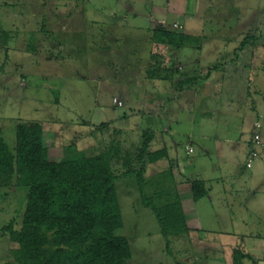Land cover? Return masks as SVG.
Segmentation results:
<instances>
[{"label": "rangeland", "instance_id": "374dc122", "mask_svg": "<svg viewBox=\"0 0 264 264\" xmlns=\"http://www.w3.org/2000/svg\"><path fill=\"white\" fill-rule=\"evenodd\" d=\"M12 1L29 2V0H0V8L10 12L11 6L7 4ZM34 1L36 8L29 9L30 12L35 14L37 22L42 19L47 20L43 24L46 36L41 37L40 50H53L57 58L61 54L59 51H62L68 58H65V61L68 60L69 65L62 70L61 78L49 82L40 80L37 77L39 74L36 73L37 75L28 80L29 88L16 87L18 82L14 84L9 82L4 87L2 85L4 83H0V129L6 143L12 150L15 149V131L19 121L40 124L51 121L54 130L53 133L47 132V142L49 149H52L50 157L53 160H62L65 155V146L57 141H62L67 146L76 145L78 150L84 146L88 157L89 154L97 156L106 151L112 150L113 154L114 151H119V160L114 158L112 161L116 175L129 171L124 167L125 162L131 165L129 169L132 171L145 170L146 181L142 186L137 182L136 176L116 183L123 216V229L120 235L129 240L132 252L131 264H214L215 259H219L221 255L218 252L206 254L205 247L198 248L195 242L190 243L195 238L192 239L189 234L177 237L173 233L170 237H166L158 219L145 206L142 197L145 196L149 203L158 208L177 201L178 176L179 173L184 174L176 164V147H179V159L186 164H195L196 171L201 172L204 166L202 164L208 158L203 150L206 146L214 150L217 145L216 138H222V133H219L218 127L216 128L217 124L226 123L235 126L227 136L230 139H241L240 134L244 132V139L250 136L247 131L248 115L245 114V117L238 111L240 109L244 111L247 107L252 110L253 105L256 107L258 102H264V0ZM151 20H154L153 31L159 26H164L171 31L204 40L198 45L202 47V52L197 49L198 47L182 49L179 53L181 63L187 64L188 60L195 62V59L201 57L202 61L210 59L209 62L217 63L226 60L225 56L234 52L237 53V57L229 55L228 58L240 60L241 71H244L239 72L238 83H234L227 73L225 88L219 90L213 87L212 98L206 99L204 104H180L183 107L180 108L181 111H190L195 116L197 125L194 129L187 127L186 121L181 118L184 126L180 127L178 134L168 136L169 129L166 130L167 132L162 129L160 119L144 120L143 130L150 129L157 134L151 144V151L156 153L163 148L170 151V158H165L158 164L149 163L146 169L137 161V149L143 140L142 133L125 130L130 125L129 118L123 119L122 116L124 117L130 107L121 108L123 105L119 106V103L123 104V99L131 95L128 92L131 90L129 83L138 80L139 74L134 72L136 66H150L156 61L153 58L155 55L161 56L162 61L163 56H170L165 55L166 52L163 53L166 47L148 43L145 39L152 32ZM77 23L81 24V29L78 28ZM62 25L65 32L61 33ZM38 26L41 24H36V28ZM130 28L136 33L129 30ZM67 37H69L68 41H65ZM124 37H132L135 41H123ZM66 42L68 48L65 46ZM35 48L39 51L37 45ZM242 51L244 55L241 54ZM218 52H222L223 56H218ZM256 52L257 57L252 55ZM167 64L168 61L161 62L160 65ZM182 65L179 64V68ZM127 66L130 69H126ZM155 71L151 69L148 73L155 77ZM148 73L146 72V75ZM151 86L155 87L154 84ZM115 96L117 99H113ZM133 96H135L134 92ZM113 102L117 107H113ZM176 107H179V103L172 104V108ZM133 109L144 111L150 109V106L145 107L141 104L134 106ZM151 113L147 116L157 114L155 111ZM168 113L171 114L166 112ZM117 115L121 117L119 120H115ZM211 117L214 121H211ZM101 121L108 124L109 121L117 123L113 124L110 132L92 127ZM260 123L263 125L262 122ZM175 126H171L172 132L177 131ZM131 128L139 131L140 124L137 122ZM237 128L239 131L235 130ZM115 131H120L119 133L122 134H115ZM189 135L192 137L189 138ZM196 135L200 136V140ZM223 138L225 139L226 136L224 135ZM91 144L93 149L89 147ZM76 147L72 148L75 150ZM191 148L195 153L188 156ZM197 159L201 161L195 162ZM209 161L218 165L216 154L211 153ZM243 166L244 161L241 162V169ZM214 191L216 192V188ZM215 196L217 200L209 209V217L205 216L203 210L199 211L198 218L202 225L205 226L207 223L209 227L215 226L217 221L216 229L219 230L221 227L224 231L237 229L244 235L246 230L252 231L256 227L264 239V216L243 214L238 210L230 214L223 207L226 203L225 193L221 195L217 192ZM255 204H257L256 200L253 206ZM25 207L26 200L24 194L16 189V179L9 188L0 189V264H12L10 253L16 247L2 230L12 223L19 229ZM232 214L233 216H230ZM234 220L239 223L243 221L249 228L246 229L244 225H234ZM208 236L210 239L207 242L218 240L216 234L212 235V238L210 234ZM207 242L205 246L209 248ZM256 247L250 248L249 252L258 264H264V250L259 246ZM240 251L244 252L243 249ZM204 254L209 255L208 263L203 259Z\"/></svg>", "mask_w": 264, "mask_h": 264}, {"label": "crops", "instance_id": "0c3cea01", "mask_svg": "<svg viewBox=\"0 0 264 264\" xmlns=\"http://www.w3.org/2000/svg\"><path fill=\"white\" fill-rule=\"evenodd\" d=\"M29 2L12 1L11 3L7 4L11 6L10 12H7L0 8V83H4L2 84L3 87L6 86L9 82L13 84L18 82V84L15 85L16 87L18 86V88H29L28 80L32 76L37 75L36 73L39 74V76L37 75V77H39V79L42 81L49 82L50 80L59 79L62 77V70L64 68H68L69 65L68 60L67 62L65 61V58L67 57L64 56V53H62V51H59L61 54L60 57L57 58L55 57V52H53V50H40L42 48L40 45L42 40L41 37L46 36L44 34L45 28L43 27V24L46 23L47 20L42 19L37 22L35 14L31 13L29 10H34L36 8V3L34 0H29ZM153 21L154 20H151L152 32L147 38H145L148 43H153L152 37L153 32L155 31H153L152 29ZM36 24H41V26H38L36 28ZM77 26L78 28H80L81 24L77 23ZM60 28H62L63 30H60L61 33L65 32L64 25H62ZM129 30L134 31L131 28ZM75 32H77V30ZM134 33L136 32L134 31ZM65 36L66 34H64V37ZM68 38L69 37H67L65 41H68ZM123 41L132 42L135 40H133L132 37H124ZM36 45L38 46L39 51L36 50ZM65 46L67 48L69 47L67 42ZM197 49L202 52V47H198ZM181 50L166 47L165 49H163V53L166 52L165 55L169 54L170 56H163V61L161 56L155 55L153 58L156 61L151 63L150 66H136V68L134 69V72L139 74L138 80H134L132 84L129 83V89L131 90H129L128 92L131 95H128L129 97H125L123 99V107L121 108H125L126 106H128L130 107V109L129 111L125 112L124 117L122 116V118H129V124L131 126L138 122L140 124V128L139 131H137V129H132L129 125L125 129L127 132L136 131L142 133V137H144V134H146L147 132H150L153 134L154 140L157 135L155 131L150 129L143 130L144 123L149 118L160 119L159 121L161 123L160 125L162 126V129L164 128V131L169 129L168 132L166 131L168 136L178 134V130L181 129L180 127L184 126L182 125L183 121L181 120V118L186 121L187 127H191L192 129H194L195 125H197L195 116H193L190 111H181L183 107L180 104H204L206 99L212 98L213 93L211 90L213 87H217L219 88V90H223L225 88L224 84L226 82L225 79L227 77V73L230 74L229 78H231L234 83H238V81H240L238 74L244 71H241V61L229 59L228 56L230 54H225V58L227 57V59L217 61V63L209 62L210 59L209 61H202L203 59L201 57L200 59H195V62H193L194 60H188V63L184 64L181 63L179 58V53ZM160 51L162 52V50ZM241 54L244 55V51H242ZM151 55L152 54H150V56ZM252 55L257 57L258 53L256 52ZM218 56L222 57L223 53L218 52ZM230 56L237 57V53L231 52ZM150 61H152V59ZM166 61H168L167 65H160L161 62ZM179 64L183 65L179 68ZM128 68L129 67L127 66L126 69ZM151 69L156 70L155 77L148 73L149 70L151 72ZM146 72L148 73V75H146ZM152 84L155 85L154 88L151 86ZM236 85L239 86L238 84ZM237 86L236 88H238ZM132 91L134 92L135 96H133ZM235 91L237 90L235 89ZM136 93L137 96L139 95L138 97L136 96ZM124 94L126 96L127 92L125 91ZM183 97L185 100L183 99ZM119 98L120 97H118V100ZM113 99H117V97L115 96L113 97ZM177 103H179V107L172 108V104ZM141 104L145 107L149 105L150 109H145L144 111L137 109L132 110L134 106H138ZM233 105H235V103H233ZM113 107H117L115 106L114 102ZM252 107V110L249 107L244 109L246 113L241 109L239 111L237 110L240 115L243 114V116L245 117L246 115H248L246 117V119L248 118L247 131L249 132L248 134H250V136L247 137V139H244L245 132L240 134L241 139H230L227 136L231 134V130H233L235 126L226 123L217 124L216 128L218 127L219 133H222V138L217 139L215 137L217 145L214 147V150L209 149L208 146H206V149L203 150L208 155V158L206 159L207 161L203 162L202 165L204 166L201 172L196 171L195 164H186V162L181 161L179 159V147H176V164L177 167H179L180 171L184 174L181 175L179 173L178 176L177 184L179 192L177 193L176 199L181 204L184 216L186 218L188 234L192 239L195 238V240H191L190 243L195 242V246H197L198 248L205 247V249H207V252H205L206 254H209L210 252H213V254H215L218 252L221 256L219 259H215L214 264H235L234 252L237 249H243L244 252L246 254H249L254 260H245L243 264H258V261L249 252V249H254L257 248L256 246H259L260 248H262V250H264V239L258 233L259 230L256 227L252 231L246 230L244 235L242 231H238L237 229H225V231L222 229V227L219 230L216 229L217 221L215 226L209 227V224L207 223L204 226L198 218L200 210H203L205 216L209 217V209L213 207L215 201L217 200L215 196L217 195V192H219L221 195L225 193L224 197L226 198V203L223 205V207L227 212H230V214L235 210H238L243 212V214H256V216L258 214V216H264V102L260 101L257 103L256 107L255 105H253ZM152 111L157 112V114H155V116H152ZM166 112H171V114H166ZM148 113H151V116H147ZM115 117V120H119L121 118L120 115H117ZM210 119L211 121H214V119L212 120V117ZM109 122L110 124L101 121L98 125H94L92 127L97 128L98 130H100L99 128H102L110 132L113 124L117 122ZM260 122H262L263 125ZM18 123L22 122L19 121ZM42 124L40 125L42 126L44 131V145L45 147L50 148L47 142V132L49 133V131H52L53 133L54 126L51 125V121H46V123H44L43 125ZM257 124H260L262 126L260 132V135L262 137V147L258 150L259 157L257 158V161L254 160L252 162V168L249 169L247 166L250 162V153L253 150V148L251 149V146L255 126ZM171 126H175L177 131L172 132ZM238 129L239 128L235 130L239 131ZM119 132L120 131H115V134H122ZM224 135L226 136L225 139L223 138ZM196 136L197 139L200 140V136ZM191 137L192 135H189V138ZM57 142L60 145H64L65 147H76V145L69 144L67 146V144L62 143V141ZM92 144L91 146H89L91 149L94 148ZM78 145L79 143H77V146ZM140 147L137 149V151H139ZM150 147L149 153L153 154L154 152L151 151ZM72 151L75 153V156H77L79 152H83V154L88 157V154H85L86 149L84 146H82L81 150H78L77 147L75 148V150L72 148ZM161 151H165L167 153L166 158H170V151L168 149L163 148L159 152ZM194 153L195 152L193 148H191L188 156H191ZM211 153L216 154L218 165H215L213 164L214 162L212 163V161H209ZM94 155L89 154V157H96ZM116 159L119 160L118 157H116ZM164 159L153 164L161 163ZM200 159L195 160V162H199L202 160ZM243 161L244 166L241 169L240 165ZM147 164L149 163H146V169ZM236 175H238V177H236ZM195 181L203 182L206 189L208 190L207 197L203 198L199 202L194 201L192 193L191 183ZM215 188L216 192L214 191ZM255 200L257 204L253 206ZM220 209H222L221 205ZM230 216H233V214ZM243 221L239 223L237 220H234V225H244L246 229H248V225ZM208 234H210L211 238L213 237L212 235L216 234L218 236V240L207 242L210 239ZM206 242L210 245L209 248L205 246ZM206 254H204L203 259H206L205 263H208L209 255Z\"/></svg>", "mask_w": 264, "mask_h": 264}, {"label": "trees", "instance_id": "16d2710c", "mask_svg": "<svg viewBox=\"0 0 264 264\" xmlns=\"http://www.w3.org/2000/svg\"><path fill=\"white\" fill-rule=\"evenodd\" d=\"M153 43L176 50L197 48L204 40L159 26ZM106 127V126H103ZM16 146L12 150L0 129V189H7L16 179V189L26 200L20 228L15 224L2 232L15 245L12 264H131L129 240L120 235L123 216L116 183L134 177L145 183V170L116 175L112 161L119 151H106L96 157L77 156L65 147L62 160L50 157L52 149L44 145V131L39 123H18ZM153 134H144L137 161L156 163L167 157L165 151L149 153ZM72 151V152H71ZM119 155V156H118ZM193 198L199 202L208 190L200 181L191 183ZM142 193V192H141ZM144 195V194H143ZM154 213L166 237L188 234L186 218L179 201L157 207L142 197ZM180 238V237H179ZM254 261L249 254L234 252V263Z\"/></svg>", "mask_w": 264, "mask_h": 264}, {"label": "built area", "instance_id": "2783aa9c", "mask_svg": "<svg viewBox=\"0 0 264 264\" xmlns=\"http://www.w3.org/2000/svg\"><path fill=\"white\" fill-rule=\"evenodd\" d=\"M117 103V101H115ZM119 106H122L121 103H119ZM262 126L260 124H257L255 126L254 134H253V140H252V147L254 148L250 153V162L248 164V168H252V162L256 160L259 157L258 149L262 147V137L260 135Z\"/></svg>", "mask_w": 264, "mask_h": 264}]
</instances>
